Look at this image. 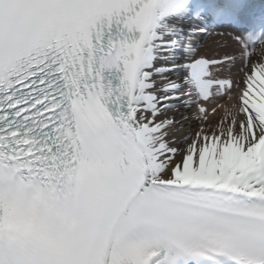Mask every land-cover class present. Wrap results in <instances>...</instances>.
Returning a JSON list of instances; mask_svg holds the SVG:
<instances>
[{
	"label": "snow or ice",
	"instance_id": "6c2138e0",
	"mask_svg": "<svg viewBox=\"0 0 264 264\" xmlns=\"http://www.w3.org/2000/svg\"><path fill=\"white\" fill-rule=\"evenodd\" d=\"M0 264H264V3L0 0Z\"/></svg>",
	"mask_w": 264,
	"mask_h": 264
}]
</instances>
